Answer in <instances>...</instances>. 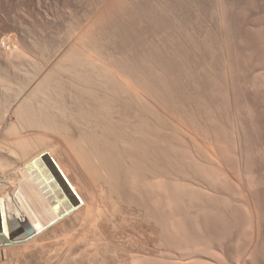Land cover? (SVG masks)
Here are the masks:
<instances>
[{
    "label": "bare ground",
    "instance_id": "1",
    "mask_svg": "<svg viewBox=\"0 0 264 264\" xmlns=\"http://www.w3.org/2000/svg\"><path fill=\"white\" fill-rule=\"evenodd\" d=\"M68 1L0 0V264H264V0Z\"/></svg>",
    "mask_w": 264,
    "mask_h": 264
},
{
    "label": "rangeland",
    "instance_id": "2",
    "mask_svg": "<svg viewBox=\"0 0 264 264\" xmlns=\"http://www.w3.org/2000/svg\"><path fill=\"white\" fill-rule=\"evenodd\" d=\"M10 3H11V6H10V8H12V10H16L15 11V14H16V16H18V17H16V19H17V21H15V22H18L17 24L18 25H20L19 27L20 28H24L23 30L25 31H23L22 29H18V30H15V29H13L11 32V34L10 33H6L5 35H12V36H10V37H13V35L14 36H17V35H19V30H22L24 33H27L28 34V36L29 37H32V36H37V37H39L40 36V34H42L41 36L44 38V39H42L41 40V38L39 37V38H35V36L34 37H32L33 38V41H34V38L35 39H39V41H37V40H35L34 42L35 43H37V42H41V43H37V46L39 47V48H41L42 49V47L43 48H46V47H49V46H45V45H49L48 44V42H50L51 40V37L49 38V37H45L44 36V32L45 31H43L42 32V30H44V29H42V30H40V28H42V26H44L43 28H48V26H50V24H51V30L49 29V31L50 32H48V29H47V34H48V36H49V34L51 35H56L57 34V36H58V33H59V35H60V37L61 38H64V37H66V35L69 33V32H71L72 31V29H73V27L75 26V27H77L78 26V23L79 22H77V25L76 24H74V23H76V21L78 20V19H80L81 20V18L83 17V14H84V12L82 13V11L84 10V9H82L81 7H79V8H81V10H78V9H76V8H74V6H73V2L72 1H66V0H29V1H31L32 2V4H30V9H28L27 7H25L24 5V7L21 5V4H18L17 2H18V0H15V2H14V0L12 1V0H8ZM39 1V2H38ZM48 1H50V2H48ZM55 1V2H54ZM80 1V3L81 4H83V6H85V5H87L86 7H91L92 6V4H94V0H91V1H89L88 2V0H82L83 1V3H82V1L81 0H79ZM8 2V4L10 5V3ZM30 2V3H31ZM46 2V3H45ZM86 4H85V3ZM36 3V4H35ZM54 3V4H53ZM76 3V2H75ZM17 4H18V6H17ZM46 4V5H45ZM68 4V5H67ZM72 4V5H71ZM88 4H90V5H88ZM21 5V6H20ZM36 5H38V6H36ZM39 5H40V7H39ZM56 5V6H55ZM57 5H58V7H57ZM64 5V6H63ZM14 6H16V7H14ZM73 6V7H72ZM19 9H18V8ZM21 7V8H20ZM37 7H39V8H37ZM60 7V8H59ZM62 7H64V8H62ZM15 8H17V9H15ZM33 8V9H32ZM36 8V9H35ZM48 8H51V9H53L54 11H56V12H54L55 14L57 13V11H58V13H57V15H55V14H53L52 15V17H54V18H52V17H49V19L47 18V16L44 14L43 15V13L41 12L42 10H47ZM67 8H68V10H67ZM23 9V10H22ZM38 9H41V11H39ZM25 10V11H24ZM27 10V11H26ZM29 10V11H28ZM70 10V11H69ZM67 11V12H66ZM76 11V12H75ZM14 12V11H13ZM23 12H25V13H22ZM28 12V13H27ZM44 13L46 12V11H43ZM62 12V13H61ZM36 13V14H35ZM63 13H64V15H63ZM67 13V14H66ZM71 13V14H70ZM75 13V14H74ZM18 14V15H17ZM28 14V16H26ZM33 14V15H32ZM72 16H70V15ZM21 15V16H20ZM36 15V16H35ZM42 18H41V17ZM46 16V17H45ZM63 16V17H62ZM76 16V17H75ZM81 16V17H80ZM21 17V18H20ZM25 17V18H24ZM28 17V18H27ZM31 17V18H30ZM35 17V18H34ZM44 17V18H43ZM67 17V18H66ZM79 17V18H78ZM34 18V19H33ZM40 18V19H39ZM54 19V21H55V24H54V26H53V24L51 23V22H49V23H46V20L48 19V20H50V21H52L51 19ZM66 18V19H65ZM71 18V19H70ZM73 18H75V20L73 19ZM21 19V20H20ZM44 19V20H43ZM56 19V20H55ZM59 19V20H58ZM77 19V20H76ZM19 20V21H18ZM65 20V21H64ZM70 20H72V21H70ZM41 21H43V22H41ZM79 21V20H78ZM15 22H13V23H11V22H8L9 24H7V25H9V26H6V23H1V21H0V25H1V27H0V29L2 28V26H3V24H4V26L5 27H12L13 28V24H15ZM44 23V24H39V23ZM48 22V21H47ZM66 22V23H65ZM73 22V23H72ZM23 23V24H22ZM69 23V24H68ZM72 25H71V24ZM10 24H12V26H10ZM16 24V25H17ZM22 24V25H21ZM48 26H47V25ZM45 25H46V27H45ZM59 25V26H58ZM67 25V26H66ZM68 25H70V26H68ZM30 27V28H29ZM32 27V28H31ZM69 27V28H68ZM7 28V29H8ZM28 29V31H26L27 29ZM37 30H36V29ZM3 29L4 30H2V31H5L6 32V30H5V28L3 27ZM9 29H11V28H9ZM8 29V30H9ZM65 29V30H64ZM71 29V30H70ZM35 30V31H34ZM46 30V29H45ZM57 30V31H56ZM59 30V31H58ZM70 30V31H69ZM15 31H17L18 32V34H17V32H15ZM37 31V32H36ZM51 31H52V33H51ZM55 31V32H54ZM65 31V32H64ZM4 32V33H5ZM9 32H10V30H9ZM15 32V33H14ZM21 32V31H20ZM32 32V33H31ZM53 32H54V34H53ZM64 32V33H63ZM68 32V33H67ZM73 32V31H72ZM29 33L32 35H29ZM34 33V34H33ZM46 33V32H45ZM56 33V34H55ZM1 34L3 35V33L0 31V40H2V39H4V35L3 36H1ZM26 34V35H27ZM47 34H45L46 36H47ZM72 34V33H71ZM70 34H68V36H69ZM9 37V38H10ZM46 38H49V39H47L46 40ZM31 39V38H30ZM41 40V41H40ZM50 40V41H49ZM33 42V43H34ZM40 45V46H39ZM34 46H35V44H34ZM120 248L119 247H116V246H114V245H112V244H110V245H108V246H106V251L104 252V253H101L100 255H99V262H104L105 264L106 263H109L110 262V260H111V258L112 257H114V256H117L118 254H119V252H120ZM44 264H46V261L44 262Z\"/></svg>",
    "mask_w": 264,
    "mask_h": 264
}]
</instances>
